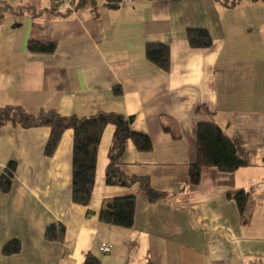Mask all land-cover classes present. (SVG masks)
<instances>
[{
  "label": "crops",
  "instance_id": "1",
  "mask_svg": "<svg viewBox=\"0 0 264 264\" xmlns=\"http://www.w3.org/2000/svg\"><path fill=\"white\" fill-rule=\"evenodd\" d=\"M136 1L56 12L51 0H0V107L134 117L132 130L153 148L141 152L128 140L121 170L165 196L152 202L139 184L106 185L109 125L91 203L75 204L73 130L47 156L49 128L8 123L0 129V177L10 162L17 172L12 191L0 190V264H84L89 255L101 264H264V0ZM190 29L208 31L212 45L192 47ZM30 39L57 49L31 53ZM152 42L169 47L168 72L147 60ZM199 124L220 127L247 166H207L193 186ZM239 193L248 195L243 214ZM126 195L136 197L134 226L102 223L104 202ZM53 224L65 228L59 241L45 238ZM11 240L21 251L5 257ZM107 244L111 253L101 251Z\"/></svg>",
  "mask_w": 264,
  "mask_h": 264
},
{
  "label": "trees",
  "instance_id": "2",
  "mask_svg": "<svg viewBox=\"0 0 264 264\" xmlns=\"http://www.w3.org/2000/svg\"><path fill=\"white\" fill-rule=\"evenodd\" d=\"M105 6L117 9L122 5V0H103ZM179 2L182 0H163ZM95 0H80L81 8L93 4ZM236 1L233 2L235 4ZM190 45L194 48H208L212 45V38L208 31L190 29L187 32ZM27 49L36 54H53L57 49L54 41H38L30 39ZM147 60L155 64L162 71L170 70V49L161 43H148L145 48ZM114 93L122 94L120 87H115ZM134 117H124L118 114L99 113L92 117L79 118L76 116L65 117L57 111L41 110L33 115L21 106L0 107V129L8 124L20 125L25 129L47 127L51 130L50 137L45 147V154L52 156L57 150L63 134L67 130L74 132L73 145V174H72V200L75 204L89 206L92 200L96 179L98 150L105 129L112 125L114 133L112 145L109 150V164L106 169L105 183L107 186H130L139 184L147 194L150 201L154 202L165 197L151 189L146 179L128 177L121 170V159L125 154L126 143L131 140L137 150L149 152L153 148L151 139L132 130ZM198 142L197 160L190 166L189 177L193 186H198L201 181L202 171L207 166L217 167L225 173H233L247 166L246 159L240 154L236 144L215 124H199L196 128ZM17 172V163L10 162L0 177V190L8 194L13 189V182ZM235 200L241 213L247 205L248 195L239 193ZM135 195H126L108 199L104 202L99 213V220L107 225L130 229L135 222ZM65 228L59 224L47 227L45 238L49 241H59L64 235ZM21 243L19 240L7 242L2 249L5 257L19 254ZM84 264H101L100 260L89 255Z\"/></svg>",
  "mask_w": 264,
  "mask_h": 264
},
{
  "label": "built area",
  "instance_id": "3",
  "mask_svg": "<svg viewBox=\"0 0 264 264\" xmlns=\"http://www.w3.org/2000/svg\"><path fill=\"white\" fill-rule=\"evenodd\" d=\"M133 0H122L123 4H129ZM80 0H51L52 9L56 12L62 11H75L78 7ZM109 250V247L103 245L101 251L106 253Z\"/></svg>",
  "mask_w": 264,
  "mask_h": 264
},
{
  "label": "rangeland",
  "instance_id": "4",
  "mask_svg": "<svg viewBox=\"0 0 264 264\" xmlns=\"http://www.w3.org/2000/svg\"><path fill=\"white\" fill-rule=\"evenodd\" d=\"M97 1H101V0H97ZM136 0H134V3H136L135 2ZM131 4H132V2H131ZM105 176H106V171H105V173H104V178H105ZM106 247H109V250L106 252V253H111L112 251H113V247H112V245L111 244H107L106 245Z\"/></svg>",
  "mask_w": 264,
  "mask_h": 264
}]
</instances>
